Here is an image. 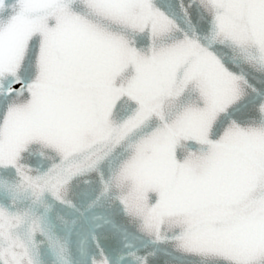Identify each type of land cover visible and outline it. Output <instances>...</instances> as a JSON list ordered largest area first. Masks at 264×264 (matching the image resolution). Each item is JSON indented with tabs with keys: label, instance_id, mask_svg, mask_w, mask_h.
Instances as JSON below:
<instances>
[{
	"label": "snow or ice",
	"instance_id": "6c2138e0",
	"mask_svg": "<svg viewBox=\"0 0 264 264\" xmlns=\"http://www.w3.org/2000/svg\"><path fill=\"white\" fill-rule=\"evenodd\" d=\"M0 264H264V0H0Z\"/></svg>",
	"mask_w": 264,
	"mask_h": 264
}]
</instances>
